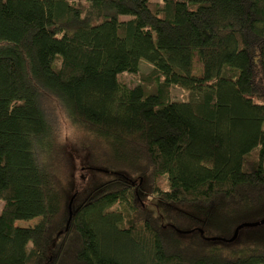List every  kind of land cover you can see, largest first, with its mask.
<instances>
[{
  "label": "trees",
  "instance_id": "1",
  "mask_svg": "<svg viewBox=\"0 0 264 264\" xmlns=\"http://www.w3.org/2000/svg\"><path fill=\"white\" fill-rule=\"evenodd\" d=\"M0 201V264H264V0H0Z\"/></svg>",
  "mask_w": 264,
  "mask_h": 264
},
{
  "label": "rangeland",
  "instance_id": "2",
  "mask_svg": "<svg viewBox=\"0 0 264 264\" xmlns=\"http://www.w3.org/2000/svg\"><path fill=\"white\" fill-rule=\"evenodd\" d=\"M80 2H84L85 0H78ZM156 1V0H153ZM151 66L147 63L142 64L140 72L147 73L150 71ZM123 79L125 81L130 82L131 84L138 82V75L133 77L131 75H124ZM174 99H183L186 98V94L182 92L181 90L176 89L173 94ZM48 107H49V115L52 119V122L54 123L58 133H59V144L62 151H70L73 152V147L78 146L80 150L83 148V144L85 142L77 141L81 140L83 141V138L81 135H79L74 127H72L69 119L67 118V115L64 111V108L59 103L50 102L49 100L44 101ZM73 136V138H72ZM82 144V145H81ZM87 155V154H86ZM75 155L73 154V157ZM89 156L85 158V161L89 162ZM78 162H76L77 164ZM114 175L113 174H106V179L110 180ZM145 205L148 207V209L153 213L155 218H157L161 223L165 225L172 226L173 228L182 231V232H189L192 230L199 229L197 224L194 222H191L187 219H181L177 217L174 213L167 212L163 207H160V205L157 203V201L152 198L151 196H143L142 198ZM3 208V202L0 201V213L2 212ZM37 223V220L33 221H19L16 223V226H33Z\"/></svg>",
  "mask_w": 264,
  "mask_h": 264
},
{
  "label": "water",
  "instance_id": "3",
  "mask_svg": "<svg viewBox=\"0 0 264 264\" xmlns=\"http://www.w3.org/2000/svg\"><path fill=\"white\" fill-rule=\"evenodd\" d=\"M74 199L75 197H73L70 201V205H69V208H70V218L72 217V205H73V202H74ZM261 223H264V220L260 221V222H257V223H244V224H241L237 230L235 231V234H234V237L232 238V241L235 240L238 236V233L241 229L243 228H246V227H255V226H258L259 224ZM203 233V232H202ZM224 240V239H221V238H210L209 240Z\"/></svg>",
  "mask_w": 264,
  "mask_h": 264
}]
</instances>
